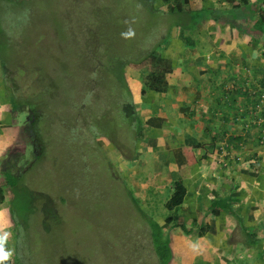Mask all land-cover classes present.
Returning a JSON list of instances; mask_svg holds the SVG:
<instances>
[{
    "label": "crops",
    "instance_id": "0c3cea01",
    "mask_svg": "<svg viewBox=\"0 0 264 264\" xmlns=\"http://www.w3.org/2000/svg\"><path fill=\"white\" fill-rule=\"evenodd\" d=\"M156 7L166 19L155 23L156 59L146 74L163 75L162 90L128 66L141 136L130 158L107 139L102 150L119 162L130 194L161 228L169 264H264L257 122L264 120V25L256 23L264 0H156ZM21 114L0 72L1 164L26 135ZM177 192L181 201L169 208ZM13 227L0 204V235L8 233L14 258Z\"/></svg>",
    "mask_w": 264,
    "mask_h": 264
},
{
    "label": "rangeland",
    "instance_id": "374dc122",
    "mask_svg": "<svg viewBox=\"0 0 264 264\" xmlns=\"http://www.w3.org/2000/svg\"><path fill=\"white\" fill-rule=\"evenodd\" d=\"M91 4L88 0H0V72L9 83L25 88L37 65L51 70L55 63L63 66L66 57L77 56L82 41L75 44L70 31L93 21ZM138 19L139 36L142 27L166 17ZM50 70L49 76L54 74ZM21 113L26 124L27 112ZM22 139L19 148L7 155L20 157L23 167L30 166L20 174L18 187L5 193L15 220V256L26 255L28 264H159L147 225L155 222L146 218L130 194L119 162L104 154L93 159L90 169H83L68 162L67 154L56 153L57 148L34 161L27 133ZM66 169L72 170L69 175ZM23 187L27 193L19 194Z\"/></svg>",
    "mask_w": 264,
    "mask_h": 264
},
{
    "label": "trees",
    "instance_id": "16d2710c",
    "mask_svg": "<svg viewBox=\"0 0 264 264\" xmlns=\"http://www.w3.org/2000/svg\"><path fill=\"white\" fill-rule=\"evenodd\" d=\"M88 1L92 3L93 21L70 31L75 44L78 39L82 41L78 57H66L63 66L56 63L54 68L49 66L56 75L49 76L50 69L37 65L32 71L31 84L25 88L14 81L9 83L17 109L27 112L25 130L34 161L41 160L50 148H57L56 153L67 154L68 162L90 169L93 159L105 154L102 139L109 140L125 158H130L141 136V122L128 87L126 68H137L145 74V85L162 90L163 75L146 74L156 59V22L142 27L141 35L137 32L141 27L139 16L144 21L146 17L150 21L158 18L156 0ZM133 11L139 15H131ZM260 16L256 23L263 26L264 11ZM128 32L132 35H123ZM4 165L0 171V204L7 200L6 190L17 188L20 174H26L30 168L20 164V157H6ZM71 171L66 169L68 175ZM25 193L26 188H20L19 194ZM60 199L65 202L63 196ZM180 201L177 192L168 207H176ZM11 213L14 215L13 210ZM147 225L152 230L150 236L159 264H169L171 251L161 228ZM16 257L15 264H28L26 255Z\"/></svg>",
    "mask_w": 264,
    "mask_h": 264
},
{
    "label": "clouds",
    "instance_id": "9594fccd",
    "mask_svg": "<svg viewBox=\"0 0 264 264\" xmlns=\"http://www.w3.org/2000/svg\"><path fill=\"white\" fill-rule=\"evenodd\" d=\"M123 35H132L131 32L125 33ZM8 239V233H4L0 235V264H7V262L11 259L12 257V251L7 250L5 245Z\"/></svg>",
    "mask_w": 264,
    "mask_h": 264
},
{
    "label": "built area",
    "instance_id": "2783aa9c",
    "mask_svg": "<svg viewBox=\"0 0 264 264\" xmlns=\"http://www.w3.org/2000/svg\"><path fill=\"white\" fill-rule=\"evenodd\" d=\"M259 125H261L262 135H261V143L264 144V120L258 119L257 121Z\"/></svg>",
    "mask_w": 264,
    "mask_h": 264
}]
</instances>
